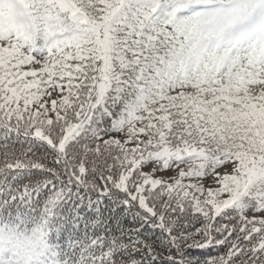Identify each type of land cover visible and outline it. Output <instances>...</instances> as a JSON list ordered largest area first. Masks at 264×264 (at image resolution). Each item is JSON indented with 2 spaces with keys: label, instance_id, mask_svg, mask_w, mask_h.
Returning a JSON list of instances; mask_svg holds the SVG:
<instances>
[{
  "label": "snow or ice",
  "instance_id": "obj_1",
  "mask_svg": "<svg viewBox=\"0 0 264 264\" xmlns=\"http://www.w3.org/2000/svg\"><path fill=\"white\" fill-rule=\"evenodd\" d=\"M0 264H264V0H0Z\"/></svg>",
  "mask_w": 264,
  "mask_h": 264
},
{
  "label": "trees",
  "instance_id": "obj_2",
  "mask_svg": "<svg viewBox=\"0 0 264 264\" xmlns=\"http://www.w3.org/2000/svg\"><path fill=\"white\" fill-rule=\"evenodd\" d=\"M16 146H17V147H20V145H19V144H17Z\"/></svg>",
  "mask_w": 264,
  "mask_h": 264
}]
</instances>
